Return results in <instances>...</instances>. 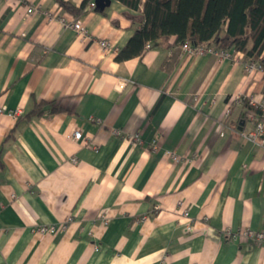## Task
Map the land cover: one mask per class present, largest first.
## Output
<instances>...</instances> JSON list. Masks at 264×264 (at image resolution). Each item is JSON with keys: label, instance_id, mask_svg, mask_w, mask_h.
Returning <instances> with one entry per match:
<instances>
[{"label": "crops", "instance_id": "crops-1", "mask_svg": "<svg viewBox=\"0 0 264 264\" xmlns=\"http://www.w3.org/2000/svg\"><path fill=\"white\" fill-rule=\"evenodd\" d=\"M129 13L0 0V107L25 116L0 115V264H264V243L225 235L264 231V144L243 136L264 71L179 45L118 62ZM42 101L61 111L27 118Z\"/></svg>", "mask_w": 264, "mask_h": 264}, {"label": "trees", "instance_id": "trees-1", "mask_svg": "<svg viewBox=\"0 0 264 264\" xmlns=\"http://www.w3.org/2000/svg\"><path fill=\"white\" fill-rule=\"evenodd\" d=\"M92 0H82L79 8L70 1L57 0L59 6L73 14L86 10ZM129 11L136 25L127 45L116 61L123 62L145 52V46H177L186 42L197 46H214L220 50L244 53L246 60L264 66V0H117ZM95 11H100L97 7ZM61 111L42 101L27 118ZM258 111V110H256ZM21 116L19 120L25 119ZM3 147L0 148V170L3 169Z\"/></svg>", "mask_w": 264, "mask_h": 264}, {"label": "built area", "instance_id": "built-area-1", "mask_svg": "<svg viewBox=\"0 0 264 264\" xmlns=\"http://www.w3.org/2000/svg\"><path fill=\"white\" fill-rule=\"evenodd\" d=\"M96 7L97 6L95 3V0H92L88 4L86 10H95ZM28 12L29 13L33 12V8L29 9ZM72 27L75 30H77L79 34L86 33L85 29L81 25V22L79 21H76L72 25ZM100 45L105 50L111 48V45L106 40L100 41ZM180 46L183 52L188 53L193 56L213 55L221 60H235V55L230 50H220V49H216L214 46H197V45L194 46L189 42H186ZM149 48H151V45L150 43H147V45L145 46V50ZM244 66H245L246 71L249 73H252L257 70L264 71V66L258 61L245 60ZM124 87H125V82H122L120 84V88H124ZM256 107L258 111L252 116L253 128L246 131L243 134V136L246 140L254 144L263 145L264 144V104L257 105ZM5 113L8 116L12 117L13 119H17L20 116H22L21 109L8 110L6 108L0 107V115L5 114ZM73 137L75 140H80L82 138V132L80 130L75 131L73 134ZM131 140L139 145L143 143L139 135L134 136ZM152 145H153L154 150L158 149V145L155 141L153 142ZM166 154L167 156L171 157L174 161L180 160V156H178L175 152L167 151ZM75 161H76V158H73V162ZM180 205L182 206V203H180ZM182 213H183V216L188 217V212L186 209ZM71 221H72V218L69 217L65 222H63L62 224L58 226H55V225L37 226L35 230L36 232L40 234L56 235L60 232L65 231L68 228V223ZM188 230H192L191 226H188ZM225 235L228 239L232 241L255 242L258 244L264 243V231H256V230H253L247 227L240 228L239 230L235 232L227 229L225 230Z\"/></svg>", "mask_w": 264, "mask_h": 264}, {"label": "water", "instance_id": "water-1", "mask_svg": "<svg viewBox=\"0 0 264 264\" xmlns=\"http://www.w3.org/2000/svg\"><path fill=\"white\" fill-rule=\"evenodd\" d=\"M96 6L100 11L105 10L106 8L110 7L111 0H95ZM243 126V122L241 123Z\"/></svg>", "mask_w": 264, "mask_h": 264}]
</instances>
